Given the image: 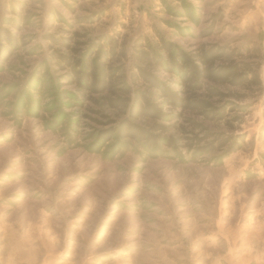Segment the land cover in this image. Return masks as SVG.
I'll return each instance as SVG.
<instances>
[{
    "label": "rangeland",
    "instance_id": "374dc122",
    "mask_svg": "<svg viewBox=\"0 0 264 264\" xmlns=\"http://www.w3.org/2000/svg\"><path fill=\"white\" fill-rule=\"evenodd\" d=\"M0 28L19 42L0 64V264H264V96L162 123L176 147H149L54 58L78 50L130 85L139 39L264 50V0H0Z\"/></svg>",
    "mask_w": 264,
    "mask_h": 264
},
{
    "label": "trees",
    "instance_id": "16d2710c",
    "mask_svg": "<svg viewBox=\"0 0 264 264\" xmlns=\"http://www.w3.org/2000/svg\"><path fill=\"white\" fill-rule=\"evenodd\" d=\"M222 18V13H216L211 16V22L215 25ZM212 31L202 32L201 37L210 36ZM18 46L15 36L0 28V64L6 62ZM72 51L71 54L54 55L61 67L69 71L66 74L69 85L85 100L100 102L112 110L127 107V117L118 129L119 135L149 147H176L173 139L162 140L158 136L168 131L162 123L182 118L185 113L206 122H222L231 103L264 96V50L253 41L239 47L201 44L184 51L162 39L155 44L146 38L139 39L130 56L133 62L130 85L117 84L115 70L99 67L92 60L81 62L77 59L78 50ZM162 74L176 79L164 81L160 77ZM233 105L230 112H242L247 107L246 104ZM174 111L178 113L173 114ZM192 125L199 128L197 124ZM210 138L212 135L186 141L193 143V147H200ZM224 143L218 147H224ZM199 149L213 152L217 148L210 144L207 149Z\"/></svg>",
    "mask_w": 264,
    "mask_h": 264
},
{
    "label": "crops",
    "instance_id": "0c3cea01",
    "mask_svg": "<svg viewBox=\"0 0 264 264\" xmlns=\"http://www.w3.org/2000/svg\"><path fill=\"white\" fill-rule=\"evenodd\" d=\"M50 263H52V262H48L47 264H50ZM40 264H46V262L45 261H43L42 263H40Z\"/></svg>",
    "mask_w": 264,
    "mask_h": 264
}]
</instances>
